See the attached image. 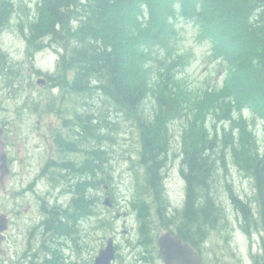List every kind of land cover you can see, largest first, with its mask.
Returning a JSON list of instances; mask_svg holds the SVG:
<instances>
[{
	"label": "trees",
	"instance_id": "trees-1",
	"mask_svg": "<svg viewBox=\"0 0 264 264\" xmlns=\"http://www.w3.org/2000/svg\"><path fill=\"white\" fill-rule=\"evenodd\" d=\"M16 9L14 0H0V29L10 23ZM181 18L199 27L201 40L211 41L208 60L226 63L221 85L196 88L181 74L192 57L177 44ZM21 27L31 54L47 47L57 50L58 68L47 73L48 87L75 93L84 105L65 116L70 129L65 138L58 134L61 150L65 144V151L84 152L81 158L70 154L65 159V194L72 198L65 202V219L62 214L52 219L54 235L61 237L65 228V264H77L66 260L70 257L67 248L74 251L78 233L85 234V246L97 235L96 243L102 244L106 237L102 233L114 226L113 219L96 222L88 210L100 207L102 198L98 200L96 191L103 194L114 187L109 168L113 153H106L102 146L106 138L112 139L104 131L115 130L120 115L140 133L137 157L132 153L125 157L135 184L139 178L127 206L139 219L136 238L128 239L136 255L155 259L154 230L161 216L164 229L177 230L195 247L206 244L218 216L226 215L224 203L218 200L223 176L227 186L223 199L235 201L245 230L254 227L262 241L259 251L252 253L253 264H264V141L253 127L259 120L264 126V113L253 123L236 122L233 113L250 96L247 90L252 83L258 87L251 90L262 91L264 106V0H39L36 15ZM4 55L0 52V59ZM99 96L103 99L94 104L87 100ZM32 100L27 98L28 106L37 109L39 103ZM173 120L181 122L175 128L177 147L171 142ZM242 126L248 129L247 135ZM173 154L181 156L178 165L187 185L181 209L173 207L165 190L168 164L171 157L177 159ZM233 164L253 181L251 196L237 194L229 182ZM55 165L61 175L62 161ZM137 166L143 168L142 173L136 171ZM83 249L75 248L80 257ZM60 253L53 249L48 264H61Z\"/></svg>",
	"mask_w": 264,
	"mask_h": 264
},
{
	"label": "rangeland",
	"instance_id": "rangeland-1",
	"mask_svg": "<svg viewBox=\"0 0 264 264\" xmlns=\"http://www.w3.org/2000/svg\"><path fill=\"white\" fill-rule=\"evenodd\" d=\"M38 1L14 0L17 9L13 13L10 23L5 24L0 29V52L5 53L0 59V126L6 127L3 138L6 142L10 168V172L5 174V180L0 183V215L7 214L8 221H10L6 238L0 240V264H31L32 261L28 255L25 256V251L28 249L30 240L36 235L38 228L36 223L41 220L42 207L47 203L45 196L47 195L46 191L49 190V180L45 174L49 167V159L59 157L60 147L56 143V136L58 137L59 133L65 135L70 132L69 127L65 125V116L71 115L74 109L81 110L84 106L75 93L69 94L66 91L63 93L60 87L49 88L47 84L38 83L39 77L45 78L47 73L57 70L59 59L57 50L52 47L31 54L29 43L21 30L22 24L26 27L28 20L36 15ZM20 4L22 8H20ZM177 25L179 27L177 44H179L180 50L192 53L189 66L187 65L181 74L186 76L191 85L196 88L221 85L227 66L223 61L211 62L208 60L212 48L211 41L199 38V27L192 21L181 18ZM250 47V45L246 46L247 49ZM36 69L41 70V73L36 72ZM12 78L15 80L11 84L9 80ZM251 87H258V85L252 83ZM250 88L247 90L250 96H245L233 110L236 122L244 123L251 120L250 123H253L255 119H258L256 117L264 113L262 91L257 90L258 88L256 91ZM259 94L260 98H257ZM28 97L39 103L37 109L28 106ZM52 98H54L53 101H51ZM100 99L102 100L103 97L99 96L98 100H95V97L87 98L91 104L99 102ZM50 104L51 108L49 107ZM147 105H150V101ZM180 124V120L171 122L173 147H177L175 128H179ZM115 126V130L104 131L112 139L109 141L105 137L106 141L102 149L106 153H113L112 159L114 161L109 166L114 174V195L112 198L114 200L116 197V205L122 211H129L127 206L131 202L139 178H136L135 184V175L130 169V161H127L125 157L131 153L137 157L136 151L140 147V133L138 127L127 121L124 115L116 116ZM253 127L254 129L257 127L260 140L264 141L263 122L259 120L257 123L256 121ZM242 131L247 135L248 129L246 127ZM114 137L115 140H113ZM70 154L72 155L71 158L78 159L83 156L84 152L78 149L65 151V159L69 158ZM173 156L177 157L176 154ZM179 157L181 156L179 155ZM179 157L177 159L171 157L164 183L166 196H169L173 207L181 209L185 202L187 185L179 169ZM234 165L229 168V176H227L229 182L237 194L247 193L248 196H251L254 192L253 181L240 173ZM59 168L62 170V166ZM136 171L142 173L143 168L137 166ZM221 175L224 174L221 173ZM59 176L62 179V175ZM143 185L140 186L142 189ZM38 189L41 191L37 192ZM225 191L227 192V186L222 176L218 190L221 199L218 198V200L220 203H224L226 215L225 217L223 214L218 216L216 226L208 234L205 241L207 255H203L204 260L206 258L205 261L208 264L253 263L252 253L255 250L259 251V242L262 243L259 233L254 227L245 230L243 226L244 216L236 212L237 205L234 204L233 199L229 198L227 201L223 199L222 195ZM103 194L100 193L102 197ZM71 198L72 194L71 196L65 194V202H70ZM254 205L256 204H253V207ZM105 206L102 198L100 207ZM130 214L133 215V213H129L125 219L128 229H131L128 236L122 233L123 219L116 223L120 235L115 239L120 245L121 254L115 264H148L149 262L138 260L136 252L129 247L128 239L136 238L135 219H138L137 214L134 216H130ZM110 215L113 217L114 213ZM162 226L160 224L158 227ZM112 232L113 229L111 228V230L102 233L101 237L106 236V239L113 235ZM44 237L39 229L38 247H40L39 244L41 245ZM85 238L83 232L82 236L78 233L74 251L72 252V247L67 248L68 251L66 250L67 256H70L66 263H71L73 260L77 264H85V262L91 264L93 262L94 256L102 245L96 243L100 240V235H97L86 246L83 244ZM80 247H84L82 250L84 251L83 257H80L75 250V248L79 249ZM262 251L260 252L262 253ZM41 260L42 258L36 262H41ZM156 263L160 264V261L157 260Z\"/></svg>",
	"mask_w": 264,
	"mask_h": 264
},
{
	"label": "flooded vegetation",
	"instance_id": "flooded-vegetation-1",
	"mask_svg": "<svg viewBox=\"0 0 264 264\" xmlns=\"http://www.w3.org/2000/svg\"><path fill=\"white\" fill-rule=\"evenodd\" d=\"M63 138H65V135H63ZM58 139H59V137L56 136V143L60 147ZM56 157H52L51 159H49V162H48V165H51V166L48 168V170L46 171V174H45V177H47V180H49V190L46 191L47 195L45 196L47 203L45 204L44 207H42L41 213L43 215L41 214V220L38 221V223H36L37 227H38L36 230V235L34 236V238H32L30 240V243L28 245V249H27V251H25V256L27 257V255H28L30 258V261H32L31 264H48L47 259L51 256V255H49V253L53 249H55V250L59 249L61 251V253L58 254L57 257L61 258V262H62L61 264H65V228L62 229V236H61L62 238H61V237H58L57 234L54 235V232H53L54 229H53V224H52V219L57 215L62 214L64 216V219H65V144H64L63 150H61V148H59V157H57V158ZM58 160L62 161V174H61L62 179L59 178L60 176L57 172V170H58L57 165L58 164L55 165L56 167L53 166V164H56L58 162ZM106 188L108 189V186ZM35 189H37V188H35ZM108 190H110V191H108ZM108 190H106L104 192L103 197H102V195H100V192H97V195H98L97 197H99L98 200L101 198H104V201H105V198H109L111 203H113L112 206H109V205H106L105 207L94 206L93 208H89V210H88V212L92 215V218L93 217L97 218L96 222H99V220H101V219H111V220L113 219L115 222V223L114 222L112 223V225H114L112 227L113 228V232H112L113 235L108 236L103 241L98 252L106 246L108 239L110 237L113 236L115 239V238H118V236L120 235V233H118V231H117V226H116V223L118 220L123 219L122 224H124V228L122 230V233L125 234L126 236H128L131 232V229L130 230L128 229L125 219L129 213H133V215L130 214V216H134L135 214H137V213L133 212L135 210H133V211L132 210L131 211H122L121 208H119L116 205V201L113 200V198H112L113 197L112 196L113 195V188H109ZM36 191L40 192L41 190L38 189ZM52 210H55V212L50 214L49 211H52ZM111 213H114L113 217H111V215H110ZM154 216H155L154 220H156V215L154 214ZM152 217H153V213H152V216L150 217V219H152ZM135 221H136V227H135V232H136V228L138 226L139 219H137V220L135 219ZM158 222H159L157 224L158 226L160 224L163 225L165 220H162V216H161V219L159 218ZM9 224H10V221H8V228L6 230H4L3 232H0V240L6 238L7 232L9 229ZM178 224H180V223H178ZM39 229L41 230V235L45 236L43 238V240L41 241V245L39 244L40 247H38V241L40 239V238H38V230ZM165 231L178 233V231L175 229H173V231H172L169 229L168 230L164 229L163 226L158 227L157 230H154V233H155V242L154 243H156V247H157V249H156L157 255L154 256L155 259H151V256L141 257L139 255H136L138 260L144 261V262H149L148 264H157L156 261L158 260V261H160V264H165L163 257L159 253V247L157 245L158 234L160 232H165ZM54 241H56L57 245L53 244ZM33 242H35V243H33ZM191 245L197 250L198 254L201 257L203 264H208L205 261L206 258L204 260V257H203V255L204 256L207 255V249L205 247V244H201L199 247H195L192 243H191ZM55 246H57V247H55ZM115 247L117 250V258H118V256H119V254H118L119 249L118 248L120 247V245H119V243L116 242V239H115ZM42 252H43V254H42ZM95 256H94V259H95ZM41 258H42L41 262L40 261L36 262L38 259H41ZM117 258L113 261L112 264L116 263ZM148 258H150V259H148ZM91 264H93V262Z\"/></svg>",
	"mask_w": 264,
	"mask_h": 264
},
{
	"label": "water",
	"instance_id": "water-1",
	"mask_svg": "<svg viewBox=\"0 0 264 264\" xmlns=\"http://www.w3.org/2000/svg\"><path fill=\"white\" fill-rule=\"evenodd\" d=\"M46 82L45 78H39L38 83ZM5 129L0 128V180H5V173L10 172L8 165V153L6 150V142L3 138ZM105 203L112 206L109 198ZM8 228V216L3 213L0 215V232ZM159 253L163 257L165 264H203L200 255L189 242H184L178 234L171 232L160 233L157 237ZM116 258V248L113 237L108 239L107 245L96 255L93 264H112Z\"/></svg>",
	"mask_w": 264,
	"mask_h": 264
},
{
	"label": "bare ground",
	"instance_id": "bare-ground-1",
	"mask_svg": "<svg viewBox=\"0 0 264 264\" xmlns=\"http://www.w3.org/2000/svg\"><path fill=\"white\" fill-rule=\"evenodd\" d=\"M14 88V87H13ZM168 174V173H167ZM167 176V175H166Z\"/></svg>",
	"mask_w": 264,
	"mask_h": 264
}]
</instances>
